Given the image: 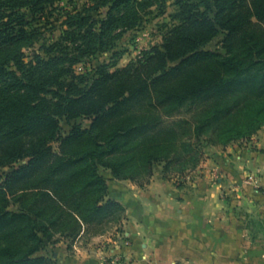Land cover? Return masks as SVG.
<instances>
[{"label":"trees","instance_id":"16d2710c","mask_svg":"<svg viewBox=\"0 0 264 264\" xmlns=\"http://www.w3.org/2000/svg\"><path fill=\"white\" fill-rule=\"evenodd\" d=\"M62 1L0 0V173L11 170L0 177V264H58L39 256L48 243L71 244L85 227L119 222L124 207L101 169L149 183L157 164L175 158L181 130L200 138L249 111L255 132L264 124V0H176L160 46L93 76L78 75L75 64L115 50L155 0H92L27 61L35 23ZM103 8L105 18L92 15ZM220 37L225 53L207 49ZM199 103L203 118L163 126ZM78 119L90 126L62 131V120Z\"/></svg>","mask_w":264,"mask_h":264},{"label":"crops","instance_id":"0c3cea01","mask_svg":"<svg viewBox=\"0 0 264 264\" xmlns=\"http://www.w3.org/2000/svg\"><path fill=\"white\" fill-rule=\"evenodd\" d=\"M217 153L196 184L111 186L123 218L61 242L58 263L106 264L118 256L132 264H264V129L253 142ZM212 169L223 172L219 184L208 183Z\"/></svg>","mask_w":264,"mask_h":264},{"label":"rangeland","instance_id":"374dc122","mask_svg":"<svg viewBox=\"0 0 264 264\" xmlns=\"http://www.w3.org/2000/svg\"><path fill=\"white\" fill-rule=\"evenodd\" d=\"M176 0H155L154 5L144 12H142L141 24L133 29L126 31L122 38L117 42L115 50L106 53H100L95 57L84 58L75 64V71L78 75L88 74L93 76L98 66L106 65L108 69L114 71L118 68H124L132 62H135L141 56L144 50L151 49L154 46H160L162 44L163 36L167 32L168 28L174 23L171 15L176 10ZM93 5L92 0H64L55 7L51 8L44 20L35 23L36 27H40V35L36 39V44L31 49H26L27 61L34 58L35 52H40L42 44H50L58 40L63 30L67 29L66 21L71 15H75L78 12H82L84 9L90 8ZM93 16L97 18H105L108 9L103 8L99 12H91ZM222 37L215 39L207 49L219 50L221 53H225L222 49L221 41ZM237 98H231L228 102L230 105L236 101ZM203 103H199L192 110L185 109L177 117H166L163 122V126L170 125L175 120H184L186 122H192L194 119H200L204 110ZM249 115L243 116L242 114L235 113L230 119L220 122H215L214 127L207 129L200 138L189 135L186 130H181L182 136L172 147L171 163L166 161L161 164H157L154 168L153 176L149 183H147L146 177H140L133 180H116L113 178L111 172L106 169H101V174L105 177L110 187L114 184H138L145 186L151 184L152 181L161 180L166 184H174L177 187H182L185 184H196L203 179L206 174L203 173V169H208L206 164L210 159H215L219 150H224L225 147L232 144L244 145L249 142H253L259 131L264 129V124L261 126L258 132H255L256 126L250 123V111ZM77 123L88 128L90 121L85 119H78L74 122L61 121L62 131L68 133L73 125ZM235 128L230 133V129ZM241 131L250 132L247 136H241ZM229 132V133H227ZM237 137L230 143H225L229 137ZM56 151H58V145H54ZM174 159V160H172ZM203 166V167H202ZM10 169H6L3 173H0V177L3 178L4 174L10 173ZM223 172L220 170L215 172L213 169L208 173V183L219 184V181L223 178ZM202 182V181H201ZM144 184V185H142ZM105 224L95 227L96 230L104 229ZM45 251L39 253V256H46L54 258L58 247H51L50 243L47 244ZM58 263V262H57ZM59 264V263H58Z\"/></svg>","mask_w":264,"mask_h":264},{"label":"built area","instance_id":"2783aa9c","mask_svg":"<svg viewBox=\"0 0 264 264\" xmlns=\"http://www.w3.org/2000/svg\"><path fill=\"white\" fill-rule=\"evenodd\" d=\"M122 239L126 246H130V240L128 237H126L123 234ZM106 264H132V263L130 261H125L121 257L115 256V257L110 258V260H108Z\"/></svg>","mask_w":264,"mask_h":264}]
</instances>
